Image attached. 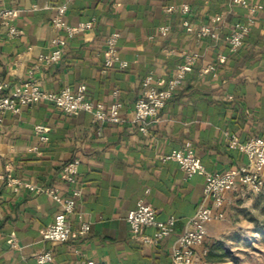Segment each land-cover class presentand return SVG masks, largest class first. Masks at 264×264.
<instances>
[{
  "label": "crops",
  "instance_id": "0c3cea01",
  "mask_svg": "<svg viewBox=\"0 0 264 264\" xmlns=\"http://www.w3.org/2000/svg\"><path fill=\"white\" fill-rule=\"evenodd\" d=\"M250 2L262 8L244 44L230 52L225 37L247 12L229 6V0H0V8L21 9L14 23L21 31L18 37L7 38L6 28L0 25V81L8 83V89L32 71L45 91L85 83L91 100L108 106L112 90L118 89L122 102V120L111 124L95 122L85 111L66 114L46 100L18 114H5L0 130V264H37L34 255L49 247L53 260L45 264H83L86 259L106 264H174L170 253L187 220L201 204L211 203L204 199L202 173L187 177L177 162L160 156L189 142L206 170H236L247 163V157L227 146L224 132L241 142L252 136L264 138V0ZM182 3L189 5L185 16L178 10ZM32 4L37 9H30ZM60 4L66 5L69 24L95 17L96 25L69 40L59 62L40 64L37 57L51 49V39L64 35L51 26ZM168 6L175 11H168ZM220 12L225 21L216 38L197 41L182 26L184 18L200 25ZM162 26L169 30L161 33ZM112 31L120 33L118 51L128 62L126 69L103 67L104 40ZM183 51H196L199 58L144 133L139 123L132 122L142 79L151 72L154 84L165 87ZM222 54L225 59L219 61ZM213 63L215 76L205 71ZM37 124L48 127V141H39L33 134ZM73 159H79L74 186L81 195L70 221L77 226L80 214L89 230L83 237L51 244L41 232L59 212L58 203L26 187L14 191L8 175L56 188L67 196L72 185L62 178V171ZM261 196L264 174L258 192L244 186L225 192L220 208L224 215L207 224L196 256L207 264H225L223 244L243 241L254 229L240 214L258 209ZM139 199L154 208L157 219L175 220L172 234L158 244L130 237L126 215ZM152 231L145 229L148 234ZM12 238L16 247L10 245Z\"/></svg>",
  "mask_w": 264,
  "mask_h": 264
},
{
  "label": "built area",
  "instance_id": "2783aa9c",
  "mask_svg": "<svg viewBox=\"0 0 264 264\" xmlns=\"http://www.w3.org/2000/svg\"><path fill=\"white\" fill-rule=\"evenodd\" d=\"M229 6H240L246 9L243 19L235 21L229 34L225 37L227 47L230 52L236 51L244 44L246 35L256 21V15L262 8L260 4L248 2V0H229ZM56 13L52 18L51 26L54 30H63L64 35L55 36L50 41L51 49L40 53L37 61L40 64L51 65L61 60L65 48L75 35L91 30L96 22L95 17L80 21L74 25L67 22L65 18L66 5H57ZM30 9H37L36 4H32ZM168 11H175L174 6H168ZM182 15H187L189 5L182 3L178 7ZM21 9L16 7L0 8V25L6 28L7 38H16L21 31L15 26V20ZM225 21L224 13H214L209 17V22L200 25H194L188 18L182 19V26L186 32L194 35L195 39L200 40L203 37H217V31ZM168 26L159 27L161 33H166ZM119 31H112L104 40V69L116 67L120 70L128 67V62L122 59L118 51ZM199 58L196 51H183L180 55V61L174 66L173 74L166 82L165 87L158 88L153 80V74L150 72L143 77L141 82V91L133 104L132 122L140 124V130L147 131V125L158 118L159 111L165 106L167 100L173 95L175 89L181 85L185 76L190 73ZM225 56L219 55L218 60L224 61ZM205 71L211 72L214 76L215 65L210 64ZM30 71L28 77L11 90L8 89V83L0 81V130L4 124V116L7 113L18 114L24 107H32L42 100L50 101L59 107L64 113L71 114L76 111H85L90 113L93 120L98 123H119L122 119L120 109L122 102L118 98V89L111 92L112 102L107 106L102 102L93 101L87 95L85 83H79L74 88L63 87L57 92L43 90L39 82L33 77ZM49 129L44 124H37L33 128V134L39 141L49 140ZM224 141L229 148L239 150L245 153L247 163L236 170H226L223 172L206 170L201 159L194 152L191 143L186 142L180 147L170 150L169 153L161 155L164 161L177 162L178 167L190 177L196 173H202L204 176V199L210 200L211 204H201L195 213L187 220L183 231L176 239L175 246L170 253L171 262L174 264H207L196 256L195 248L203 244L206 237L207 224L216 218L222 217L220 210L224 202V194L230 189L241 186L253 192H258L263 186L264 174V138L252 136L244 142L229 132H224ZM37 149V147H35ZM79 159H73L63 167L62 178L72 185L71 192L67 196H62L56 188L36 186L30 182L20 181L11 178L8 180L14 185L13 190L17 191L19 187H26L31 191L49 195L59 205V212L55 214L53 221L47 225L41 232V237L49 243L66 242L70 237H83L88 233L89 223L85 221L80 214H77V226L73 227L70 216L76 214V202L81 195V189L74 186L78 172ZM216 208V209H215ZM154 208L139 199L136 201L126 215L130 237L136 241L149 244H158V242L174 230V218L168 217L165 220H159L155 216ZM152 228V233L148 234L145 229ZM16 239L12 238L10 245L16 247ZM53 257L52 248L49 247L34 255L35 262L45 264L50 262ZM83 264H106L94 259H86Z\"/></svg>",
  "mask_w": 264,
  "mask_h": 264
},
{
  "label": "rangeland",
  "instance_id": "374dc122",
  "mask_svg": "<svg viewBox=\"0 0 264 264\" xmlns=\"http://www.w3.org/2000/svg\"><path fill=\"white\" fill-rule=\"evenodd\" d=\"M240 215L255 226L248 231L245 240L223 244L227 254L225 264H264V196L258 199V209Z\"/></svg>",
  "mask_w": 264,
  "mask_h": 264
},
{
  "label": "trees",
  "instance_id": "16d2710c",
  "mask_svg": "<svg viewBox=\"0 0 264 264\" xmlns=\"http://www.w3.org/2000/svg\"><path fill=\"white\" fill-rule=\"evenodd\" d=\"M248 2H250V0H248ZM251 3V2H250ZM252 28V27H251ZM251 30V29H250ZM248 35V34H247ZM247 35H246V37H247ZM246 37H245V39H246ZM245 41V40H244Z\"/></svg>",
  "mask_w": 264,
  "mask_h": 264
}]
</instances>
